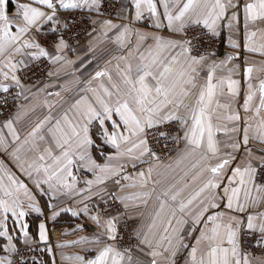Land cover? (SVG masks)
Masks as SVG:
<instances>
[{"label":"snow or ice","instance_id":"1","mask_svg":"<svg viewBox=\"0 0 264 264\" xmlns=\"http://www.w3.org/2000/svg\"><path fill=\"white\" fill-rule=\"evenodd\" d=\"M224 32L217 60L205 43ZM105 42L115 77L108 60L81 79ZM247 53L264 57V0H0V264H264V75ZM65 215L89 234L53 244Z\"/></svg>","mask_w":264,"mask_h":264},{"label":"crops","instance_id":"2","mask_svg":"<svg viewBox=\"0 0 264 264\" xmlns=\"http://www.w3.org/2000/svg\"><path fill=\"white\" fill-rule=\"evenodd\" d=\"M117 2V7L119 4V0H116ZM114 22H118L115 21ZM90 31H91V26H90ZM222 38V49L220 50V53L218 55H216V59L217 60H222L225 58V56L227 54H229L230 52H232L233 50L228 46V38H227V32H224L223 35L221 36ZM81 44L84 46V50H82L79 54L81 56L86 54V48H87V44H88V40H84L81 41ZM118 51L115 49L114 45L108 44L107 42L100 44L96 47L95 51L93 53L88 54L89 55V59L92 60V64L91 67L88 69L87 72H83V75H81V73H77L76 75L79 76L81 79H87L90 74H94V71L99 67V68H103L105 66L106 61L108 60H112V64H111V68L113 71V75L115 77V65H116V60L113 59L114 56L118 55ZM70 58L75 59V55L70 54ZM245 58L248 60L249 62V66H251L253 68V73H252V77L253 80H255L258 76L264 75V72L259 71V69L261 68V62L264 61V57H261L259 54H251V53H247L245 54ZM83 71V70H82ZM68 82L72 85L75 84V77H68ZM64 79L62 78L60 80V83H64ZM67 95V94H66ZM20 103L25 104L26 109H30L32 107L33 104L36 103V101H32L31 103L28 102H24V101H20ZM47 112V109L45 108H37L35 113L32 112H28L27 115L25 116V118L21 121L20 125H18V127L22 128V129H27L30 128V126L32 125L33 122H35L38 118H42L43 114ZM4 117H0V119H3ZM25 134L22 131V135ZM223 139V137H221ZM6 159V158H5ZM102 162V161H101ZM181 167H183V165H181ZM15 170V169H13ZM174 175L176 176V178L178 179L180 175H182V172H180V169L176 170V173H174ZM87 178H91V175L89 174ZM83 179V178H82ZM136 191V189H126V192H134ZM143 211H145V213L147 212V209H143ZM50 215V213H49ZM134 218L131 219V223L133 225V227L137 226L139 224V220L136 219L135 217L137 216L136 212H133L131 214ZM37 214L33 213L31 216H29L28 221L33 225V229L35 230L36 225H38V223L40 222V220L43 219V216L39 217V219L36 218ZM37 220L36 224L35 221ZM78 221L76 219L70 218V216H62L60 218H57V220L55 222L53 221H49L48 222V229L50 230L51 226L53 224H58L55 226V228L58 230V235L59 237H57L55 239V241L53 242V244H55L56 242H70L72 240H76L78 239L79 235H87L89 233H79L77 235H73L72 234V227L75 226V223H77ZM54 226V225H53ZM94 226L91 225V223H89V232L94 231ZM67 231L68 234L67 235H61L62 232ZM63 252H65L68 255H71L75 252L79 251V247L78 246H69L67 248L62 249ZM57 260H59V257L57 256ZM65 264H70V262H65Z\"/></svg>","mask_w":264,"mask_h":264},{"label":"built area","instance_id":"3","mask_svg":"<svg viewBox=\"0 0 264 264\" xmlns=\"http://www.w3.org/2000/svg\"><path fill=\"white\" fill-rule=\"evenodd\" d=\"M113 14H115V13H113ZM78 29L81 30L80 36H79L80 42L86 40L84 30L90 31L89 22L87 20H85L84 23L78 25ZM73 43H74V41H73ZM222 43H223L222 38L216 37L214 41H206L205 47L208 48L209 52H214L216 55H218L220 53V50L222 49ZM9 108L13 109V111H14V106L11 104V102L9 103ZM4 111L6 114V110H4ZM0 117H3V116H0ZM128 224H129V230H131V228H133V225H132L130 220L128 221ZM50 233H51V237H52V242H54L55 239L57 237H59L58 230L56 228L50 229Z\"/></svg>","mask_w":264,"mask_h":264},{"label":"trees","instance_id":"4","mask_svg":"<svg viewBox=\"0 0 264 264\" xmlns=\"http://www.w3.org/2000/svg\"><path fill=\"white\" fill-rule=\"evenodd\" d=\"M36 222H37V220L35 221V224H36ZM53 225H54V226H53ZM53 225H50V226H51V227H50L51 229H54L55 226L58 225V224H53ZM33 230H34V229H33Z\"/></svg>","mask_w":264,"mask_h":264},{"label":"rangeland","instance_id":"5","mask_svg":"<svg viewBox=\"0 0 264 264\" xmlns=\"http://www.w3.org/2000/svg\"><path fill=\"white\" fill-rule=\"evenodd\" d=\"M258 254V253H257Z\"/></svg>","mask_w":264,"mask_h":264}]
</instances>
